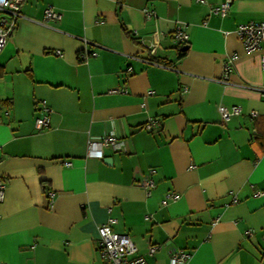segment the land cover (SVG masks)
Listing matches in <instances>:
<instances>
[{"label":"crops","instance_id":"obj_1","mask_svg":"<svg viewBox=\"0 0 264 264\" xmlns=\"http://www.w3.org/2000/svg\"><path fill=\"white\" fill-rule=\"evenodd\" d=\"M203 1L23 2L0 50V264H105L108 219L147 264L179 250L184 264H264V47L246 52L235 32L264 20V0H232L225 16L211 11L223 0ZM47 7L60 21L41 23ZM85 46L96 56L83 61ZM41 100L50 122L38 130ZM219 106L241 112L223 122ZM107 135L121 149L88 155Z\"/></svg>","mask_w":264,"mask_h":264},{"label":"built area","instance_id":"obj_2","mask_svg":"<svg viewBox=\"0 0 264 264\" xmlns=\"http://www.w3.org/2000/svg\"><path fill=\"white\" fill-rule=\"evenodd\" d=\"M25 0H0V50L6 40V38L11 34L12 30L15 28L16 20L20 16V7ZM203 3V0H199ZM232 0H223L218 6L212 7L211 11L213 13L219 14L221 16H225L229 5ZM145 14L150 15L151 12L149 10H144ZM61 14L51 7H47L44 10L43 18L41 23H49V22H57L60 21ZM236 35L240 42L242 43L246 52H253L256 50H260L264 47V20L260 21H250L246 23L239 24L236 27ZM173 39L177 44L185 45L188 42V35L184 31L183 24H179L176 26L173 31ZM158 43L151 42L149 44V50L152 54H154ZM56 54H60L57 50ZM80 60H87L88 58H92L96 56L95 51H91L87 46L83 48L82 51L78 54ZM236 56H229L227 63L225 64L224 73H223V81L227 82L228 74L230 73V66L232 62L235 60ZM261 71L264 72V53L260 55L259 58ZM125 88H113L110 92H125ZM186 91V88L184 89ZM39 108L41 111V116L35 119V127L38 130L44 129L49 125L50 117H49V108L46 105L44 100L39 102ZM220 117L222 121L228 120L231 116L240 114L241 107L239 106H231L227 108L226 106H219L218 108ZM249 114L253 117L257 115V112L252 110ZM152 120H149L144 128L146 130H151L152 128ZM122 147V142L119 138L113 135H107L98 140H89L87 143V154L93 155L97 154L99 156L103 155V151L105 148H110L113 151H118ZM63 164L65 166H70L69 161H64ZM153 170L148 171V176L144 177L140 182V185L144 188L146 194L148 195L151 189L154 187L155 182L152 179ZM4 188L5 184L2 179H0V202L4 198ZM260 194V193H259ZM55 194L52 191H47L45 193V198L47 201L48 208H52L54 202ZM178 198V194L169 191L165 194V198L161 201V205H167L168 201L176 200ZM237 200L234 198L232 202H236ZM113 219H108L107 223L98 226V251L100 257L105 262V264H147L145 259L138 254L137 247L132 242V240L125 234L116 233L111 230L110 225L113 223ZM246 234H250L249 231ZM157 245H151L148 248V254H153ZM190 254L179 250L174 252L170 257V264H184Z\"/></svg>","mask_w":264,"mask_h":264},{"label":"trees","instance_id":"obj_3","mask_svg":"<svg viewBox=\"0 0 264 264\" xmlns=\"http://www.w3.org/2000/svg\"><path fill=\"white\" fill-rule=\"evenodd\" d=\"M186 45H183L182 47L179 48L178 51V57L181 58L182 56L185 55L186 53ZM3 74V68L0 66V76Z\"/></svg>","mask_w":264,"mask_h":264}]
</instances>
